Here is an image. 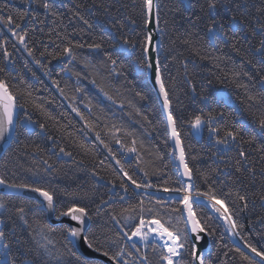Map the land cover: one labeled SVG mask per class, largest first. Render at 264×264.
Returning <instances> with one entry per match:
<instances>
[{"label":"snow or ice","instance_id":"snow-or-ice-1","mask_svg":"<svg viewBox=\"0 0 264 264\" xmlns=\"http://www.w3.org/2000/svg\"><path fill=\"white\" fill-rule=\"evenodd\" d=\"M33 3H36L45 13L54 17L58 15L55 5L50 0H28V6L15 19L6 6L0 8V54L6 62L4 66H0V74L15 69L14 53L21 52L27 53V56L44 71V75L52 80L60 96L70 101L71 112L75 113L82 122V127L78 129L80 135L85 139L90 134L94 135L98 147L106 152L103 159H97L95 148H90L84 140L79 142L72 140L84 157L92 158L94 167L89 169L90 174L96 182H103L112 195L108 199L101 198L93 208L89 203H85L90 199L89 192L69 191L58 185L53 186L49 178L57 175L59 169L49 159H43V166L40 168L28 169L36 178L32 182H15L9 179L6 173L0 172V226L7 225L10 217H7L5 213L11 212L28 229V236L25 238L18 236L15 228L9 234L4 227H0V264H153L147 254L149 250L157 256L156 264H212L209 254L206 253V245L209 238H215L216 231L209 223L212 217L207 210L223 222L225 231L233 237L234 251L243 264H264V245L258 247L249 242L241 234L243 225L236 218L238 211L236 202L240 201L242 208H247V196L239 191L219 190L212 177L214 174H221L222 170L219 167L208 171L195 168L190 161H195L197 157L189 156L181 136V128L184 125H189L197 133L207 128L212 144L216 148L215 154L223 158L228 152L236 150L238 158L232 167L238 173L243 174L247 171L254 175L256 169L252 166L251 151L246 150L245 145L251 146L252 151L264 153V110L251 112V119L245 117L238 124L223 125L225 113L211 109L212 100L215 98L209 99L208 96L197 93L196 85L189 80L193 100L199 105L198 113L190 119H178L170 95L174 85L165 82L160 60V45L153 40L154 31L162 30L159 5L157 0H142V25L139 26L141 28L139 39L120 36L110 47L116 48L121 55L127 53L129 56H135L137 69L153 77L165 118L166 139L164 142L168 144L169 139L172 142V166L176 174L173 179L168 174V164L164 162V155L158 149L152 151L138 133L123 124L100 123L99 116L95 119L86 116L74 103L76 96L67 95L65 89L60 86V82L52 79L50 75L47 63H51V60L46 63L44 59L46 57L62 61L65 67L61 71L75 75L77 81H79L80 73L73 72L67 67L73 61L82 59L85 68L96 70V65L92 64L87 57H82L79 50L84 48L93 52L103 50L105 48L103 37L99 41L87 43L74 41L69 38V35L57 32L61 46L56 44L49 34V42L55 45L56 50L49 52L45 47L37 55V49L30 47L27 42L29 30L27 24H24L25 21H31L34 25L33 31L43 32V28L38 26L44 24V20L40 18L36 10L32 9ZM77 7H83V5ZM254 7L258 14L253 16L255 23H246L245 19L231 14L241 9L238 0H232V7L225 4L224 0H205L204 5L201 6V12L207 20L205 29L209 45H214L217 41L230 43L233 50L239 53L241 49L237 45L240 40H246L249 44L247 51L257 58V64L264 66V0H260V6L254 5ZM222 8H228L230 13L227 24L219 18ZM245 11L251 14L247 8ZM73 17L79 18L91 28L89 21L81 15L80 11H74ZM127 19L134 30L137 21L131 17ZM201 19V16H196L194 20L189 17V22L195 27ZM113 27L123 28L124 24L120 22ZM5 30L15 40V43H12L14 51L8 50L10 38L8 35H3ZM241 32L244 35L238 39L236 34ZM71 35L74 36L76 33ZM249 37L258 38V44L252 45ZM183 43L192 47V41L189 39H185ZM193 51L201 59L206 58L201 56L198 49L193 48ZM104 55L106 60L103 67L108 68L111 65L110 71L121 75L122 73L116 72L117 60L113 58V54L105 52ZM247 63L252 64V60H247ZM25 67H27V61ZM32 75L36 76V73L33 72ZM185 75L187 76V72ZM240 75V72H234V76ZM243 75L249 76V79L252 78L248 73ZM92 83L97 84V81L93 79ZM260 83L264 86V77L260 78ZM97 86L109 101L115 103L103 86ZM236 87L245 89L244 102L249 110L256 105H264V93L251 94L244 83H236ZM75 91L83 92V88L77 86ZM136 95L141 100L147 99L142 92L138 91ZM26 98H32L31 107L34 110L39 111L48 120L59 124L46 107L47 103L53 101L37 103L30 86L20 90L10 84L8 79L0 76V146L6 145L11 148L13 145H19L21 143L20 128L35 132V128L38 127L41 132L46 133V124L34 121L26 108L28 102ZM119 106L123 109L125 104L122 102ZM85 107L91 111V100ZM128 107L133 110L128 113L130 116L134 112L136 116L142 117L147 125L152 126L153 122L148 116L141 113L131 101L128 102ZM100 111L103 112V109ZM71 124L72 121L68 120L67 124L57 129L61 139L64 138V132ZM144 131L151 135L147 128ZM245 134H248L247 139ZM67 135L69 138L73 136L72 133ZM258 138L260 143L257 145ZM47 139L57 148L54 152L57 159L67 157L77 168L85 167V160L83 158L77 160L72 151L58 145L54 136L49 135ZM113 144L118 146L116 151L113 150ZM24 148L27 149L28 145H24ZM42 152L43 149L39 146L33 149L34 154ZM145 156H151L152 159L145 160ZM260 158L264 160V155ZM105 161L109 163L106 165ZM157 161L160 162V166H157ZM97 167L111 169L112 176L110 178L101 176L96 170ZM260 172L264 175V167L260 169ZM153 177H160L162 183L153 182ZM197 180H202V185H199ZM24 192L34 195L21 197ZM14 197L21 198V203L10 209L9 204ZM232 197L234 198L230 199ZM260 199L264 201V194L260 196ZM133 200L135 203L130 202ZM116 204L120 206L117 208ZM30 212L31 218H29ZM105 212L117 226L115 230L101 229L97 226L96 217ZM52 216L57 221L56 226L45 219ZM57 234L62 238V244L54 239ZM219 239L222 240L223 236ZM238 241L243 242V247ZM232 250L229 249V251Z\"/></svg>","mask_w":264,"mask_h":264},{"label":"trees","instance_id":"trees-1","mask_svg":"<svg viewBox=\"0 0 264 264\" xmlns=\"http://www.w3.org/2000/svg\"><path fill=\"white\" fill-rule=\"evenodd\" d=\"M50 2L55 5V11L58 13L55 17L45 13L36 3L32 4V9L36 10L40 18L44 20V24L38 26L43 28V32L33 31L34 25L31 21L24 22L29 30L27 42L30 47L37 49V55L45 47H47L49 52L56 50L55 45L49 42V34H51V38L55 40L56 44H61V40L57 38V32L69 35V38L74 41L92 43L99 41L103 37L105 42V48L100 51L93 52L87 48L79 50L82 57H87L92 64L96 65V70L85 68L82 59L67 65L73 72L80 73L79 81H77L75 75L61 71L65 67L62 61L53 60L51 57L44 58L46 63L51 60V63H47V68L52 79L60 82V86L65 89L67 95L76 96L74 103L80 107V110L86 116L92 119L99 116L101 118L100 123L123 124L138 133L145 140L146 146L152 151L158 149L164 155V162L168 164V174L175 179L176 174L172 166L171 140L169 139L168 144L164 142L166 139L165 118L156 92L148 76L137 69L135 56H129L127 53L121 55L116 48L110 47V45L116 43L120 36H126L134 40L139 39L141 35L139 26L142 25V0H135V3H133V0H50ZM238 2L241 5V9L231 14L245 19L246 23H255L253 16L258 14L254 5L256 7L260 6V0H238ZM204 3L205 0H158L160 29H162L160 49L162 73L166 84L174 85L170 95L173 99V107L178 119H190L198 113L199 105L193 100V93L189 85L190 80L191 83L196 85L197 93L208 96L209 99L215 98L212 100L211 109L225 113V119L222 121L223 125L238 124L245 117L251 119V112L264 110V105H256L249 110L244 102L246 99L245 89L236 87V83L246 84L248 92L251 94L260 95L264 93V86L260 83V78L264 77V66L257 64V58L247 51L249 44L246 40H240L237 45L241 49L239 53L233 50L230 43L226 44L217 41L214 45L208 44L205 29L207 20L204 17V13L201 12V6ZM224 3L232 7V0H224ZM78 5H83V7L78 8ZM5 6L15 19L28 6V0H0V8ZM245 8L250 10L251 14L246 12ZM76 10L80 11L81 15L89 21L91 28L79 18L73 17V12ZM229 14L228 8H222L219 18H222L227 24ZM196 16H201L202 19L193 27L189 22V17L194 20ZM128 17L137 21V26L134 30L133 26L128 22ZM120 22H123V28L113 27L114 24L119 25ZM72 33H76V35L72 36ZM3 35L9 36L10 43L7 47L9 51H14L12 48V43H15L14 38H11L6 30ZM236 35L239 39L244 33L241 32ZM185 39L192 41L191 48L183 43ZM249 39L252 45L258 44V38L249 37ZM193 48L198 49L201 56L206 58L201 59L200 56L195 55ZM105 52L113 54V58L117 60L116 72L122 73L121 75L112 73L110 71L111 65L108 68L103 67V63L106 60ZM14 58L16 61L15 69L0 74V76L8 79L10 84L15 85L20 90L30 86L33 91V98L36 99L37 103L53 101L52 103H47L46 107L52 116L56 117L59 124L48 120L39 111L34 110L31 107L32 98H26L28 100L26 108L32 115L33 120L45 123L47 131L46 133L41 132L38 127L35 128V132L20 128L19 140L21 143L7 149L0 160V172L6 173L8 178L15 182H32L36 178L31 175L28 169L40 168L43 166L42 160L49 159L59 169L57 175L49 178L53 186L58 185L60 188H67L69 191L89 192L90 199L85 201V203H89L94 208L101 198L108 199L112 193L103 182H96L89 171V169L94 167L92 158L84 157L83 153L79 152L72 143V140L76 142L84 140L90 148H95L97 159H103L106 152L98 147V142L95 141L94 135L90 134L86 139L80 135L78 129L82 127V122L75 113L71 112L70 101L60 96L55 85L52 84V80L44 75V71L27 56V53H14ZM247 60H252V64H248ZM26 61L27 67H25ZM5 63L2 54H0V66H4ZM185 63L187 64L186 68ZM33 72L36 73V76L32 75ZM186 72L187 76L185 75ZM234 72H240L241 75L236 77ZM243 73H248L252 78L249 79V76L243 75ZM93 79L97 81V84L92 83ZM209 81H211L210 84ZM97 85L103 86L109 95L113 97L115 103L109 101L100 92ZM77 86L82 87L83 92H76L75 88ZM138 91L142 92L147 99L141 100L136 95ZM89 100H91L92 104L91 111L85 107ZM129 101L136 108H139L141 113L148 116L149 120L153 122L152 126L147 125L142 117L136 116L134 112L132 116L128 114L133 111L128 107ZM122 102L125 104L123 109L119 106ZM100 109H103V112ZM68 120H71L72 124L67 127L64 132V138L61 139V134L57 129L67 124ZM145 128L151 135L145 133ZM67 133H72L73 136L69 138ZM49 135L57 139L59 146L72 151L77 160L83 158L85 167L77 168L67 157L57 159L56 155H54L57 148L53 146L52 141L47 139ZM181 136L189 156L197 157L195 161H190L195 168H199L201 171H208L219 167L222 170L221 174H214L212 177L216 181V186L219 190L223 192L229 190L233 192L239 191L242 195L247 196V208H242L240 201L237 200L236 202L238 206L236 218L243 225L241 234L258 247L264 245V201L260 199V196L264 194V175L260 172V169L264 167V160H261L260 157L264 153L252 151L251 146L245 145L246 150L251 151L252 166L255 167L256 172L254 175L247 171L241 174L232 167V164L238 158L237 151L228 152L223 158L218 157L215 154L216 148L212 144L207 128L197 133L189 125H184L181 128ZM247 138L248 134H245V139ZM259 143L260 140L258 138L257 145ZM24 145H28V148H24ZM36 146L42 148L43 152L34 154L33 149ZM112 147L114 151L118 149L115 144ZM117 154L119 155V153ZM144 159L150 161L152 157L145 156ZM108 163L109 161H105L106 165ZM156 163L157 166H160L159 161ZM96 170L101 176L106 178L112 176L111 169L107 167H97ZM153 182L162 183V179L153 177ZM197 183L202 185V180H197ZM92 201H95V203H92ZM130 202L135 203V200ZM20 203L21 198L14 197L9 204V208L12 209L20 205ZM119 206L120 204L115 205L117 208ZM207 211L212 217L209 219V223L216 231L215 238H211V248L208 252L212 264H243L239 255L234 251L233 237L225 231L223 222L216 218L215 214L211 213L210 210ZM5 215L10 218L7 220L6 226L0 227H4V230L9 232V234L15 228L18 236L27 238V226L23 225L11 212L5 213ZM31 215L30 212L29 218H31ZM45 219L50 223L48 217H45ZM95 222L101 229L110 228L115 230L117 227L111 221L107 212L96 217ZM221 236H223L222 240L219 239ZM54 239L61 244L63 243L62 238L58 234L55 235ZM238 242L243 247V242ZM229 249L233 250L229 251ZM244 250L248 251V249ZM147 254L153 264H156L157 256L150 250Z\"/></svg>","mask_w":264,"mask_h":264},{"label":"water","instance_id":"water-1","mask_svg":"<svg viewBox=\"0 0 264 264\" xmlns=\"http://www.w3.org/2000/svg\"><path fill=\"white\" fill-rule=\"evenodd\" d=\"M157 2H158V0H157ZM153 40H154V42H158L159 43V45H160L159 52H160V49H161V30L160 31H154ZM153 55H155V53H153ZM147 76H148V79H149V81H150L152 87L154 88V90L156 92V95L158 97V92L156 90V87H154L152 75L151 74H147ZM158 100H159V103H160V99L159 98H158ZM160 106H161V103H160ZM5 149H6V151L8 149V147L6 145L5 146H0V160H1V158L3 157V155L6 152ZM33 195L34 194L28 193V192H24V193L21 194V196H23V197H32ZM48 220H49V222L52 225H57V221L55 220L54 216H52L50 218L48 217ZM210 248H211V238H209L208 241H207L206 253L209 252Z\"/></svg>","mask_w":264,"mask_h":264}]
</instances>
